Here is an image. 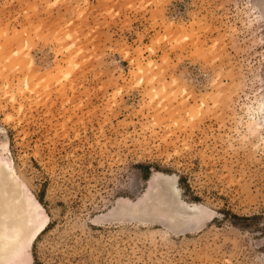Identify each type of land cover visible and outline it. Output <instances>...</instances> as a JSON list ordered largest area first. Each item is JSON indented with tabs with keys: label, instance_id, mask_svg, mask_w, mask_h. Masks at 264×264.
Listing matches in <instances>:
<instances>
[{
	"label": "snow or ice",
	"instance_id": "6c2138e0",
	"mask_svg": "<svg viewBox=\"0 0 264 264\" xmlns=\"http://www.w3.org/2000/svg\"><path fill=\"white\" fill-rule=\"evenodd\" d=\"M162 7L158 0H34L21 5L24 26L14 27L10 16L0 22V264H264V0H218L193 21L183 41L211 66L203 83L168 77L167 49L156 48L167 35L146 49L164 52L162 63L142 48L135 57L122 49L134 70L106 74L110 25L145 9L158 24ZM39 43L55 52L58 72L49 65L33 75L32 58L21 59ZM209 119L216 121L211 132ZM169 143L174 151L165 150ZM180 157L203 162L193 181L197 204L185 201L178 174L156 175L147 192L131 195L140 181L130 167L137 159ZM203 164L212 169L207 177ZM237 175L242 204L229 191ZM37 187L47 189L43 205ZM229 201L260 223L218 227ZM180 234L191 241L172 239Z\"/></svg>",
	"mask_w": 264,
	"mask_h": 264
},
{
	"label": "rangeland",
	"instance_id": "374dc122",
	"mask_svg": "<svg viewBox=\"0 0 264 264\" xmlns=\"http://www.w3.org/2000/svg\"><path fill=\"white\" fill-rule=\"evenodd\" d=\"M9 4H12L13 7L5 11L3 8H0V22L5 21L9 16L12 18L13 26L16 28L22 27L25 24V20L23 17H20V12L27 11V8L21 9V5H26L34 2V0H7ZM113 3L116 0H112ZM123 2V0H121ZM134 2L139 3L140 0H134ZM159 3L163 5V7L159 10V23H154L155 14L153 9H145L140 11L139 13H133L131 19H126L123 23H117L120 20V17L116 18L111 25V31L113 35L106 37L108 40L107 48L109 52L107 56L104 57V71L105 73H112L113 76L119 78L122 75L130 74L135 66L132 63V59H124L121 56V50L123 49L126 53L135 57L137 54L135 53V48H142L145 51V55H147L150 59L159 60L161 63L163 62L165 53L157 52L155 55L151 53H147V47L151 46L152 40L161 39L164 35H167L170 40L169 42H163L160 45H157V49H167V59L168 64L165 66V71L167 72L168 77L171 78H185L190 81H196L197 84L203 83L204 81V73L211 71V66H205L197 57L194 55L196 46L192 42H184L183 35L188 32L191 33L193 29V21L198 23L199 17L207 15L208 4H215L218 0H158ZM4 3V0H0V4ZM144 3H153V0H144ZM119 11V9H117ZM19 17V19H18ZM6 23V21H5ZM208 41H213L215 37V33H206ZM177 41H179L177 43ZM204 44V40H201V47ZM97 47H100V41H97ZM131 50V51H129ZM103 53V49H101ZM31 57V61L34 62L35 71L33 75L36 73L47 71L49 65L54 72H58L56 56L55 52L51 50L50 47H46L42 43L37 44V46L33 47L31 51H26L22 53L21 59H26ZM60 60H63V57H60ZM227 63V60L221 62V64L217 65V68L221 67L223 64ZM129 78H131L129 76ZM43 79V76H41ZM19 78L15 79V83L19 84ZM116 81L114 80L113 83ZM123 82L122 80L120 81ZM227 79H223L221 84H226ZM4 83L3 80H0V86ZM11 83V81H10ZM217 91L222 90L219 86L216 89ZM190 95H192V90L190 86ZM199 88H197V92ZM101 93V102L103 101V96L106 94ZM128 96L125 94L124 101H128ZM196 102L195 95L191 103ZM139 103V100L136 101ZM121 119L123 116L121 115ZM208 125V131L211 132L212 125L216 123L215 120L209 119L205 121ZM217 132H219V127L217 125ZM29 139H33L30 137ZM182 142V141H181ZM21 144H25V141L21 139ZM16 142L15 137H13V148L15 149ZM34 147V145H32ZM165 150L168 148H172L175 150V146L173 143H169L164 145ZM135 155V149L130 150L124 157L125 160H129L132 156ZM164 155H167V151H165ZM17 162H19V153H17ZM112 163H115L114 161ZM202 160L196 157H190L185 160L183 157L174 158V160L168 164L159 163L158 161H143L141 159H137L134 165L130 167H135L136 171L139 174L140 181L139 186L137 187L135 193H131V195L137 196L143 195L144 192H147L149 189L148 181L152 178V176L156 174H162L167 177L172 175H179V180L177 181L180 190L185 198L186 202H191V204H197L200 199L199 193L195 190V185L193 181H198V176L202 172ZM243 161H241V165ZM241 165H238L241 166ZM149 168V170H147ZM117 170H119V165L117 164ZM212 172V169L207 165L203 164V175L207 177L208 173ZM223 174V173H222ZM180 179H182L180 181ZM228 181L231 182V177H228ZM237 183L232 184V188L229 191L232 192L233 199L241 204L243 201H240V194L243 193V190L240 189L239 175L236 176ZM259 187V185H257ZM239 190V191H236ZM36 195H41L42 197V205L47 203V189L37 187L35 189ZM156 191L153 189L152 195L155 196ZM214 196H218L219 193L215 191V186H213ZM128 198V197H125ZM227 197H224L221 200V204H224V201L227 200ZM220 219L217 221L218 227H223L230 223H235L238 225H247V226H256L260 223L259 215L253 219L251 214L249 217L245 218L240 212L234 211L232 208V201H229L227 205L222 207ZM144 226L141 225V228ZM147 231V229H144ZM191 234L185 236L184 234H180L178 237H172L173 240L180 241H191ZM258 238V236H257ZM207 238L205 237V243H207ZM223 244V239L217 241L213 238L212 243ZM195 247V245H191ZM228 247V245H225ZM223 253L221 252V255ZM245 258L246 257H242Z\"/></svg>",
	"mask_w": 264,
	"mask_h": 264
},
{
	"label": "bare ground",
	"instance_id": "6f19581e",
	"mask_svg": "<svg viewBox=\"0 0 264 264\" xmlns=\"http://www.w3.org/2000/svg\"><path fill=\"white\" fill-rule=\"evenodd\" d=\"M26 53V52H25ZM156 175H158L159 177H161L162 179H166L167 178V176H165V175H162V174H156ZM156 175H154V176H156ZM154 176H152V178L148 181V185H150L152 182H153V177ZM155 190V189H154ZM156 193V192H155Z\"/></svg>",
	"mask_w": 264,
	"mask_h": 264
},
{
	"label": "trees",
	"instance_id": "16d2710c",
	"mask_svg": "<svg viewBox=\"0 0 264 264\" xmlns=\"http://www.w3.org/2000/svg\"><path fill=\"white\" fill-rule=\"evenodd\" d=\"M147 170H149V168H147ZM182 179H180V181H181ZM37 197H39L40 198V202H41V204L43 203V201H42V197H41V195H37Z\"/></svg>",
	"mask_w": 264,
	"mask_h": 264
}]
</instances>
